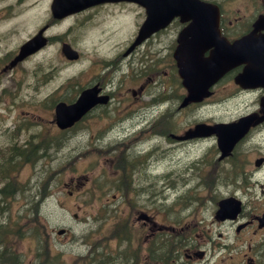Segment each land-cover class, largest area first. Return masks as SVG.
I'll list each match as a JSON object with an SVG mask.
<instances>
[{"label": "rangeland", "instance_id": "374dc122", "mask_svg": "<svg viewBox=\"0 0 264 264\" xmlns=\"http://www.w3.org/2000/svg\"><path fill=\"white\" fill-rule=\"evenodd\" d=\"M8 1L14 0H4L2 3L7 4ZM210 1L222 7L225 32L233 34L243 30L244 22L234 23L232 26L229 22L242 17L241 20L255 19L262 4V0ZM50 2L52 3V0H25L20 9L14 8L10 14H15L17 10L23 8L24 11L7 20H0V53L4 55H8L11 50L33 37L47 24L49 28L46 34L52 37L50 45L23 64L21 88L17 76H9L12 72L0 76V83L8 88L6 95H13V91L17 94L13 100H16L18 105L10 112L6 111L8 104L4 103L0 108V119L6 118L3 129L5 130L7 126L14 129L16 116H21V120L25 119V127L21 130L20 137H28L33 144L40 147L38 152L30 155L33 159L37 154L39 158L36 161H26L24 157L22 166L9 174L11 181L17 182L21 187L19 190L21 194L11 188L10 195H2L3 198H12L6 204L4 216H11V220L16 223L13 226L14 231L24 230V238L20 239L17 236L7 241L22 254L23 263L32 264L37 261L34 235L36 226L30 223L32 220L44 224V238L50 247L49 255L59 254L61 264H71L74 258H111L106 253L117 255V239L112 237L119 229L115 224L126 222L130 224L134 219V215L129 214V209L124 214L118 209L125 205L127 199L128 205L133 206L134 212L144 209L146 214L153 216V223L156 224L154 226L151 221L141 220L133 227L135 244L143 254L147 246L157 240H160L161 244L166 242L170 246L171 244L175 246L173 258L180 254L184 248L180 246L181 240L186 244L190 241L188 237H191L193 242H196L197 233L204 225H210L213 214L218 209L217 202L224 197L239 196L245 203L247 209L245 212L248 214L246 217L243 215L241 220L248 219L249 212H252L251 204L262 199L260 185L264 183V170L261 171L260 167H256V162L264 153V127L251 134V138L260 141V145L254 144L245 150L248 144L241 143L230 156L222 160L219 159L220 150L216 146L215 139L197 140L187 143V146L180 150L174 149L173 154L176 155L173 156V160H168L166 155L160 153L157 155L155 166L152 165V173H148L159 177L151 181H148L150 177L145 174L147 170L141 161L142 157L133 154L134 143L131 142L123 155L128 162L136 163L140 159V166L135 172L127 167L125 174L130 183L122 182L124 171L116 168L117 158L121 152L117 138L124 134L113 132L114 128L109 129L111 123L107 119L105 109L101 108L96 112L92 122L94 129H91L87 122L82 121L69 131L56 130L58 128L51 122L54 118L55 105L60 101L74 102L84 85L88 83L89 64L96 67L100 61L115 52L124 51L137 35L131 36L132 32L129 33L134 21L138 23L137 29L143 23L144 17L138 18L135 9L124 7L123 12L118 14L115 20H111V12H104L101 8L89 15L49 22ZM2 3L0 7L3 6ZM101 17L103 20L92 23ZM101 29H106L107 32L101 33ZM120 29L123 38H119ZM178 30L179 28L176 29ZM166 34L140 47L136 54L140 61L145 53L157 61L156 74H160L161 82L152 85L155 86L157 94H182L185 90L182 89L181 83L173 79L170 69L169 54L172 55L176 48L175 39L174 42L166 40V44L162 46L161 41L168 36ZM64 42L70 43L83 55V58L79 61H69L65 58L61 51ZM94 53L103 56V59L94 61ZM90 55L93 58L89 60ZM137 73L147 75L148 72L142 68ZM14 77L17 80L11 83ZM167 81L171 82V86L170 90L166 91L164 83L166 84ZM135 84L127 79L121 88L123 95L128 92L130 94V89ZM235 91L232 79L225 78L221 84L218 83L214 87V95L202 104L188 105L179 112L177 106L172 107L173 112H178L177 121L173 119V122L177 126L181 125L178 121L183 122L177 133L184 134L185 130L202 122H229L255 110L258 105L254 102L255 94L234 95ZM116 110L112 108L110 112L113 119L119 114ZM169 126L175 128L173 123ZM102 129L108 130L102 134ZM13 132L14 130L10 133L3 131L0 136L7 138L13 135ZM51 141H58L59 144L50 146ZM20 146L22 151L26 152L25 143ZM178 160L181 169L178 168ZM180 170L182 178L175 177ZM168 172H171V180H164ZM87 177L88 181L83 184L84 178ZM77 179L80 181L79 187H77ZM71 180L74 183L66 187ZM127 184L128 198L121 199L126 192L119 190L118 185ZM69 190L77 193H68ZM88 192H92L93 195ZM116 195L119 197L114 198ZM145 207H149L150 211ZM201 212L205 219L198 225L183 229L180 227V223L192 224ZM75 213L78 214L77 219L73 216ZM5 223L7 221L0 219V224ZM145 223H150L148 227L152 230L147 228ZM161 223L169 229L160 235H155ZM41 227L42 225L38 228ZM60 228L69 230L68 235L58 236L56 233ZM213 229L223 233L225 238H229L234 247L239 244V247L232 252L236 256L242 253L251 254L249 242L256 244L259 238V235L256 236L248 231L236 237V224L221 228L213 225ZM42 247L43 244L41 249ZM11 259L17 264L16 258ZM239 261V258H235L237 264Z\"/></svg>", "mask_w": 264, "mask_h": 264}, {"label": "flooded vegetation", "instance_id": "af4514ba", "mask_svg": "<svg viewBox=\"0 0 264 264\" xmlns=\"http://www.w3.org/2000/svg\"><path fill=\"white\" fill-rule=\"evenodd\" d=\"M3 1L4 0H0V3H2ZM24 2L25 0H14L13 2L8 1L7 4L6 2L2 3L3 6L0 7V20H7L9 17L16 16L20 11H24L23 8L22 10H17L15 14H10V11L13 10L14 8L20 9L24 4ZM52 5L53 3L50 2L51 17L49 22H58L59 20L55 19L56 13ZM124 7L130 8L132 10L135 9L138 12L136 17L139 18L143 16L145 21L147 17L146 9L140 6L138 3L129 2V1H106L101 3L96 2L90 5L88 8L79 11L75 14L69 15L66 18L71 19L70 17L89 15L103 8L104 12H111L110 13L111 20H115L118 17V14L123 12ZM258 9H259L258 10L259 14L253 20L249 18L245 20H241L243 19L242 17L235 21L229 22L230 26H232L234 23L244 22V28L240 33L237 32L235 34L226 31L224 32L225 37H227L230 41L234 42L245 37L246 35L251 34L255 28V21L261 17L264 18V0H262V4ZM221 12H223L222 7H221ZM221 17H222V21L225 22L224 15H221ZM106 19L108 18H105V20ZM101 20H103L102 17L98 18L92 23ZM136 25H138V23L135 20L133 28L129 33L132 32L131 36L136 34L137 35L134 39L130 41V43L128 44V46L124 51L122 52L117 51L103 61H100L103 59V56H100L98 53H94V58H95L94 61L96 62L100 61V63L96 65L97 67H93L91 63L89 64L90 65L89 80L88 83L85 84L82 89V90L95 89L96 92L95 96L97 99V103L89 109V111L85 114V116L82 118L80 123L82 121L83 123L87 122L89 127L91 129H94L92 127V122L95 117V114L99 109L103 108L105 109V112L107 114V119L111 123L109 129L114 128L113 132H116L118 134H124V136L117 138V144L119 148H121V152L117 158V163H116L117 166L116 168H119L120 170L124 171V175L122 179V182L124 183H130L128 176L125 174L127 167L131 168L133 172H135L139 169L140 166V159L136 163L132 161L128 162L125 159V156L123 155V152H126L128 150V147L130 146L131 142L134 143L133 148L135 150V153L133 154L142 157L141 161L145 166V170H147L145 174H147L150 177L148 181H151L156 177H159V175H149L148 173H152L151 172L152 165L155 166L157 155H159L160 153H163L164 156L166 155V158L168 160H173V156L176 155L173 154L174 149L180 150L185 146H187V143L189 142H193L197 140H205V139H210V140L215 139L216 146L218 148V144H217L218 136L216 134H213L211 137H206V138L192 137L188 140L178 139V137L187 133L189 128L184 131V134L177 133V131L182 127L183 122L182 120H181L182 123L178 121L181 124L179 126H177L175 122H173V119L174 120L177 119L176 114L182 109H185L181 107V103L186 96V89L183 86V81L180 77L178 64L175 61L174 54L172 55L169 54L171 56L170 69L172 71L173 79L181 83L182 89L185 90V93L182 94L167 93V95H163L159 93L157 94L155 86H152L153 84H158L161 82L160 74H156V70L158 68L157 61H155L153 58H150L148 53L143 54L142 55L143 59L140 61L139 56L136 54V51L140 47L146 45L147 43H149L154 39H157L158 37L160 38L162 35H165L166 33H167L166 35L168 36H165L164 39L161 41L163 42L162 46L166 44V40L168 41L171 40L174 42L175 39V43L177 47L178 37L181 33V30L184 27H186L187 24L180 23L179 25H177V23H175L174 21L167 29L163 31H158L152 34L151 36L147 37L140 45L133 46L135 39L139 34V29L141 27L139 26L136 29L137 27ZM46 26L49 27L48 24ZM175 26H178L177 27L179 28L178 31H176L177 28ZM46 31H45V36H46V47H47L52 43V37L47 36ZM102 32L105 33L107 31L106 29H101V33ZM255 35H261V36L264 35V22L262 24V29L256 31ZM119 36H120L119 38H123L121 29L119 30ZM127 40H129V38ZM22 44L18 45L16 49L11 50L8 55H4L0 53V76L12 72L9 74V76L12 75L17 76V78L20 81V88L23 83V77H22L23 64L26 61L32 59L34 56L40 54L43 50L42 48L39 51L29 55L23 61H20L13 65L12 63L15 60L14 58L19 54ZM206 55H208V53H206ZM92 58L93 56L90 55L89 60ZM244 67L245 65H239L237 67L230 69L229 73H227L226 75V79H232L234 87L236 88L234 95H237L239 93H249L248 95L251 96L255 94L256 99L254 100V102L259 105L260 101H262V98H264V80H261L260 84L258 83L257 87L247 90H243L239 85L235 83V79L242 73ZM142 68H144L148 72L147 75H140L139 73H137ZM261 74H264V67ZM255 75H257V73ZM17 78L14 77L11 80V83L15 82ZM127 79L131 80L132 82H135L138 85L135 84V86L131 87L130 94L128 92L126 93V95H123V90H121V88ZM222 82H220L219 84H221ZM256 83L257 81H255V84ZM170 86H171L170 81H167L166 84L164 83V88H166V91L170 90ZM7 91L8 88L3 87L2 84L0 83V108L4 105V103L8 104L6 107V111L10 112L11 109L13 110L18 107L17 101L13 100L14 98L17 97V94H14L13 91V95H6ZM128 99H130V101H128ZM177 101L180 102L178 103ZM176 106L178 112H173L172 107H176ZM112 108H116L117 109L116 113H119L115 119H113L110 116V112L112 111ZM258 109L259 108L256 107L255 111H257ZM51 122L54 127H57L54 118L51 119ZM5 123H6V118L5 117L1 118L0 133H2L3 131L4 133H8V132L10 133L11 130H14V132L13 135H10V137L7 138L0 136L1 137L0 143H2V145H0V167H4L5 165L7 166L10 164L9 162L12 156L11 152H14V154H18L13 161L18 160V158L21 159V161L15 163V165H22L24 158V151H22V147L20 145L25 143L24 150H28V149L39 150L40 147L39 145L33 144L28 137L26 138L20 137L21 130L23 129V127H25V119L21 120V116H16L14 129L7 126L6 129L4 130L3 126ZM170 123H173L175 125L174 129L170 128L169 126ZM207 123H209V121H207ZM77 125L67 130L74 129ZM163 125L165 126L163 127ZM261 127H264V124L256 127L254 131L257 130L258 128L261 129ZM107 130L108 129H102L101 133L104 134ZM201 130L203 129H200V135L203 133V131ZM157 139H160V141ZM54 144L58 145L59 143L58 141L50 142V146ZM261 158L263 159L260 167L262 171L264 170V153L262 154ZM169 164H174V163H169ZM179 164H180V160L177 161V165L178 168L181 169ZM181 172L182 171L180 170V172H178L179 176L175 175V177L182 178ZM165 176L166 179L164 180L167 179L171 180L170 179L171 172L166 173ZM13 184H14V188H13ZM118 187L120 188L119 190H125L126 192L124 196H121V199L128 198V191H129L128 184L126 186L118 185ZM260 187H261L262 199L259 202H253L251 204L252 212L255 211L257 213H252L250 211L249 218L246 220H241L243 215L245 217L248 216V214L245 212L247 211V209L244 202H242L241 212L237 215L235 219L228 218L225 220H221L217 218V210H216L210 221V225H204L202 227V230H200V232L197 233L196 242H193V238L191 237H188L190 241L186 244L184 240H181L182 244L180 246L181 248L182 247L184 248L182 249L181 253L177 254L174 258L172 255L174 252L172 251V247L169 244H166V242L165 244H161L160 240L153 241L152 244H149L144 254L139 251L138 246L135 244L133 227L141 220H144L146 222L151 221L152 224H154V226L156 224L153 223V216H151L150 214H146L144 212V209H138L136 212H134L133 206L128 205V199H127L125 205L122 208H118V209L121 211L122 214H124L126 210L129 209L130 210L129 214L134 215V219L130 224L128 222L119 224V229L114 236V238L117 239V245H116L117 255L113 253L111 254L106 253V255L110 256L111 258H74L71 264H237L235 262V258L240 259L239 264H264V225H263L264 223H261L260 221L264 215V183H262ZM11 188L14 189V192H18L21 194V191H19L21 190L20 189L21 187H19V184L17 182L14 183L13 181H11L9 173L7 172L6 175L0 177V191L8 192ZM88 194L93 195L92 192H88ZM117 197L119 196L118 195L114 196V198ZM230 197L240 198L237 195H231ZM19 198H24V197L19 196ZM11 199L12 198L0 197V205H2L0 207V211H2V213H0V219H2L3 221L8 222L9 220L8 217H5L4 215L6 214L5 213L6 204L9 203ZM218 203L219 202H217V204ZM145 208L149 210V207H145ZM204 219L205 217H203V212H201L199 213V217H196L195 221H193L192 224L180 223L181 224L180 227L182 229L184 227L191 228L193 225L194 226L198 225V223H200V221H203ZM149 224L150 223H145V226L149 228L148 227ZM234 224H236V237H238L240 234L246 231L256 236L259 235L258 242L256 244H253L252 241L249 242V250L251 254L242 253L236 256L232 252L235 248L239 247V244L235 245L234 247L232 245V241L229 238H225L223 233L213 229V225H216L221 228V227L232 226ZM160 225L161 227L155 233V235H160L166 229H169L166 227L164 223H161ZM149 229L152 230V228ZM66 235H68V230ZM220 238H222V240H220ZM16 259L22 260V258H16ZM35 260L37 261L33 262L32 264L62 263L61 258H36ZM23 262L21 264H24Z\"/></svg>", "mask_w": 264, "mask_h": 264}, {"label": "water", "instance_id": "95a60500", "mask_svg": "<svg viewBox=\"0 0 264 264\" xmlns=\"http://www.w3.org/2000/svg\"><path fill=\"white\" fill-rule=\"evenodd\" d=\"M95 1L98 0H67V3L71 11H77ZM128 1L141 3L148 10L147 22L142 27L136 43L154 31L165 27L174 16L180 15L183 22L191 20L189 26L179 36V45L174 55L183 79V85L188 91V96L182 105H186L189 101H199L207 96L209 94L208 88L216 83L226 71L240 64H247L245 76L248 79L252 80L250 76L252 71L261 74L260 68L264 67V36H257L255 33L262 29L264 18L261 17L255 22V28L251 34L230 43L221 36L218 7L210 3L201 0ZM41 34L42 31L22 49L17 60L43 45L41 44ZM208 50H211L210 55L205 57L204 53ZM64 52L69 59L77 58V52L69 45H65ZM257 82H260V79ZM95 93V89L87 90L74 104L60 103L56 109L59 127L67 128L73 125L89 107L96 104ZM252 122L251 118H247L237 124L206 127L207 129L203 130L201 135L217 133L219 146L223 155H226L231 152ZM200 129H202L201 125H197L195 131H189L184 138L200 135ZM229 201H234V199H225L220 202L219 213L226 215V217H234L238 211V204H235V207L227 212Z\"/></svg>", "mask_w": 264, "mask_h": 264}, {"label": "trees", "instance_id": "16d2710c", "mask_svg": "<svg viewBox=\"0 0 264 264\" xmlns=\"http://www.w3.org/2000/svg\"><path fill=\"white\" fill-rule=\"evenodd\" d=\"M12 156H11V160H10V164L12 165V162L13 160L15 159V157L18 155V154H14V152H11ZM9 165H5L4 167H0V177H3L4 175L7 174V167ZM5 168V169H4ZM3 192V191H2ZM0 191V194H5L6 195H10V190L7 192L5 191L4 193H2ZM4 195V196H6ZM31 224H34L35 226H38V221L34 220V221H30ZM38 228V227H37ZM43 232H44V224H43ZM45 233V232H44ZM39 235L41 238L43 237V235L40 233V231L37 229L35 231V236ZM37 238V237H36ZM1 240V239H0ZM43 247L42 249L39 250V256L40 258H58L60 255H49V245L47 244V241L46 239L44 238L43 240ZM11 258H21L20 254H18L16 251H15V248L14 246H0V264H14L15 261H13ZM17 264H18V261H17Z\"/></svg>", "mask_w": 264, "mask_h": 264}, {"label": "bare ground", "instance_id": "6f19581e", "mask_svg": "<svg viewBox=\"0 0 264 264\" xmlns=\"http://www.w3.org/2000/svg\"><path fill=\"white\" fill-rule=\"evenodd\" d=\"M129 27H130V26H129ZM132 28H133V27H132ZM96 67H97V66H96ZM24 148H25V147H24ZM10 160H11V159H10ZM16 161H17V160H16ZM9 163H10V162H9ZM17 163H18V162H17ZM4 169H5V168H4ZM177 175H178V174H177ZM191 175H192V174H191ZM178 176H179V175H178ZM180 177H181V176H180ZM188 177H189V176H188ZM188 177H187V178H188ZM164 185H165V184H164ZM2 187H3V186H2ZM159 188H160V187H159ZM159 188H158V190H159ZM163 190H164V189H163ZM1 192H2V191H1ZM4 192H5V191H3L2 193H4ZM158 194H159V193H158ZM0 195H1V196H2V195H6V193H5V194H0ZM2 197H3V196H2ZM157 198H158V197H157Z\"/></svg>", "mask_w": 264, "mask_h": 264}]
</instances>
